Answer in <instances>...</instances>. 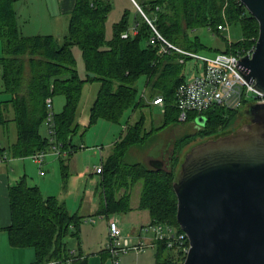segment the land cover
Wrapping results in <instances>:
<instances>
[{
  "label": "trees",
  "instance_id": "1",
  "mask_svg": "<svg viewBox=\"0 0 264 264\" xmlns=\"http://www.w3.org/2000/svg\"><path fill=\"white\" fill-rule=\"evenodd\" d=\"M138 4L156 28L170 41L182 48L198 52L206 45L191 31L207 26L215 33L237 24L242 29L238 42H227L218 52L246 54L259 36V22L241 0H141ZM111 0H77L69 17L65 34L24 35L17 23L14 0H0V56L4 92L10 97L0 100V125L16 126L17 137L8 147H0V156L8 149L13 157H27L58 144L68 154L80 149L73 135L81 123L78 110L84 86L99 82L100 86L90 107L85 128L100 119L120 123L125 112L151 105L139 96L138 81L146 77L145 86L150 98L162 95L164 99L162 123L157 128L180 124L176 106V89L186 80L183 55L177 51L160 53V44L150 43L154 29L140 14L130 22L131 11L126 9L114 23L113 35L107 38L106 23L112 10ZM136 32H132V27ZM128 33V36H123ZM82 51L85 75L78 69L73 47ZM95 73L90 76L89 73ZM63 96L61 109L56 111L53 98ZM53 100V136L42 133L49 114L47 99ZM155 105V104H153ZM240 111L224 108L189 113L206 116L204 126L193 134H186L174 144L171 161L160 169L125 160L128 151L142 144L153 130L144 132L146 116L127 125L102 160L101 188L104 203L101 213L107 216L132 210L130 190L142 184L141 208H147L151 222L178 226V199L173 188L182 157L192 141L215 135L229 127ZM153 128V129H157ZM51 137L54 141H51ZM192 138V139H191ZM65 158H61L63 163ZM66 166L64 175L66 176ZM10 223L6 226L12 246H32L36 252L34 264L59 260L66 264H88L89 255L81 246L83 215L72 213L65 201L56 195H44L38 185H30L22 176L9 188ZM77 237L79 249H70L67 238ZM168 247L167 242H156L159 264H174L184 258ZM103 262L111 254L101 252Z\"/></svg>",
  "mask_w": 264,
  "mask_h": 264
},
{
  "label": "water",
  "instance_id": "2",
  "mask_svg": "<svg viewBox=\"0 0 264 264\" xmlns=\"http://www.w3.org/2000/svg\"><path fill=\"white\" fill-rule=\"evenodd\" d=\"M241 2L259 36L238 68L264 93V0ZM234 121L235 128L196 140L180 162L177 222L190 242L182 264H264V100L246 102ZM149 165L165 161L153 157Z\"/></svg>",
  "mask_w": 264,
  "mask_h": 264
},
{
  "label": "rangeland",
  "instance_id": "3",
  "mask_svg": "<svg viewBox=\"0 0 264 264\" xmlns=\"http://www.w3.org/2000/svg\"><path fill=\"white\" fill-rule=\"evenodd\" d=\"M112 1V10L108 15L107 23H106V35L107 38H111L113 35V26L114 23L119 21L122 17L124 11L129 9L131 11L130 22L133 24L135 18L137 16L140 17L142 12L135 8L136 4L134 0H111ZM141 1V0H138ZM137 7V6H136ZM26 7H24L25 9ZM26 11H29L28 9ZM143 15V14H142ZM66 32H64L65 34ZM192 38L195 36L199 37L201 42L206 45L205 48L200 49L198 52L202 55L212 57L219 53L217 51L218 48H224L227 42H238L242 38V29L237 24L227 25L220 33H215L207 26H200L191 31ZM74 53L77 58V67L80 70L81 74L85 75L84 68V60L82 56V51L78 46L73 47ZM202 62L196 60L195 58H189L185 65V74L186 78L190 79L194 74L198 72V69L201 68ZM1 83L2 79L0 77ZM146 77L142 76L138 81L139 87V96H143L148 102H151L152 98H150L148 90L145 86ZM99 82H91L84 86L82 99L80 102L79 110H78V121L81 123L78 131L73 135V142L80 145L82 148L77 150L74 154L77 156L78 165L76 167L77 172H72V168L69 167V173L63 177L60 161L61 158H65V156L59 155L54 152L51 147L47 148L48 152L43 158L42 163H39L32 157L37 163L33 165V169L29 172V176L26 177L27 181L30 185L36 184L38 181V176L43 173H46L47 176H50L51 179V189L53 193L51 195H57V193L66 194V191H69L68 194V208L72 209V203L75 205H83L81 213H92L96 218V223H89V227H87V223L83 222L81 225V246L82 248H87L88 243L90 245L95 246L94 250L99 251L100 253L106 249V238L107 236V215L101 216L99 215V202L100 199H103L104 195L101 188V174L99 172L94 171V173H88L87 176L83 173V167H86L87 170L96 169L97 166L102 164V160L106 157L113 145V141H116L120 134L125 129L127 122L131 123L135 122L137 119L141 117V115H145V131L153 130L150 134L147 135L145 141L142 144H138L133 146L128 153L126 154L125 160L130 163L140 162L149 165V160L153 157L159 158L163 154L167 152V150H172L174 144L178 145L179 142L184 135L193 134L200 130L204 126V122L206 120V116L199 115L198 117L195 114H189L188 119L185 122H181L180 124H171L165 127L157 128L162 123V109L159 106L144 105L142 107H138L137 109H129L125 112L124 116L121 119L120 123H114L111 121L100 119L96 124L89 128H85V124L89 120V112L90 107L96 97L97 91L99 89ZM9 97L10 95L7 94ZM3 95H0V100L3 99ZM54 108L56 111L62 108V101H64L63 96H55L53 98ZM243 109V108H241ZM193 113V112H190ZM199 113V112H195ZM199 120V121H198ZM202 122H201V121ZM157 128V129H153ZM42 133L45 135H49L48 125L45 123L42 126ZM0 139L5 140L4 143L8 144L7 141L11 144L14 140L15 128L10 129L8 132L1 133ZM13 136V138H12ZM192 139V138H191ZM195 142V141H194ZM192 141V144L194 143ZM105 145V149L103 151V158H101L100 151L98 146ZM188 148V147H187ZM9 151V150H8ZM36 154V153H35ZM68 155V154H67ZM29 158V156H27ZM23 158V157H22ZM26 158V157H25ZM30 161V160H29ZM51 162L52 164L46 167V164ZM44 166V168H43ZM55 167V173L53 172V168ZM51 168L52 170L47 172V168ZM41 170V173H40ZM53 172V173H52ZM68 176V177H67ZM61 183V184H60ZM61 191V192H59ZM61 195V194H60ZM94 195L95 199H92L91 196ZM141 195H142V184L138 182L134 185L130 190V203L132 205V210L125 213L113 214L112 216L117 217L120 220V225L123 230V234L131 238L133 243L137 242L139 239V235L137 232H132L134 224L141 225L142 223H147L149 219H152L150 211L147 208H141ZM94 200L95 202V210L89 209L90 202ZM92 206V205H91ZM92 210V211H91ZM72 211V210H71ZM132 211V212H131ZM131 212V213H130ZM76 213V212H72ZM142 214H149V218H143ZM89 216L88 217H93ZM84 218V217H83ZM91 220V218H89ZM109 221V220H108ZM168 223V222H167ZM150 224V223H149ZM147 224V225H149ZM147 225L139 226L138 228L142 230L141 234L143 236H147L148 231L146 230ZM109 232V230H108ZM0 233L2 235V239L0 240L1 249L4 244L6 246V242L8 240L7 232L4 228H0ZM152 236V232H149ZM150 236V237H151ZM154 236V234H153ZM152 236V238H153ZM145 239V238H144ZM67 243L70 249H79V240L77 237H68ZM89 247V246H88ZM25 248H29L34 251V255L36 256L35 248L32 246H28ZM146 250L153 249L151 246L145 248ZM144 249V250H145ZM177 252L176 249H172ZM134 252L135 250H130L125 253H121L120 255V263L121 258L124 254L129 252ZM101 256V255H100ZM27 264H33L30 260H26ZM106 261H109L110 264H113V258L108 257Z\"/></svg>",
  "mask_w": 264,
  "mask_h": 264
},
{
  "label": "built area",
  "instance_id": "4",
  "mask_svg": "<svg viewBox=\"0 0 264 264\" xmlns=\"http://www.w3.org/2000/svg\"><path fill=\"white\" fill-rule=\"evenodd\" d=\"M136 5L142 11L143 16L150 23L154 29V35L150 37V43L160 44V53L166 54L172 51H177L183 54L180 57V62H185L186 57L195 58L202 62L201 68L190 79H187L180 83L176 89V106L179 109V120L185 122L188 119L190 112H204L211 109H217L219 107L224 108L227 111H238L244 107V104L251 100H264V93L257 90L254 85L248 81L242 72L238 68V62L242 52L233 54H227L219 52L216 55L209 57L200 54L199 52L191 51L180 47L166 38L154 25L152 20L144 12L141 6ZM226 28V27H224ZM132 32H136V28L132 27ZM123 36L127 37L128 33H124ZM255 46V45H254ZM254 46L247 52L250 53L254 49ZM151 102L156 105H164V99L162 95H158L152 98ZM49 107V114L46 124L48 125L49 135L53 136V100L47 99ZM51 141L54 138L51 137ZM51 149L59 155L66 156L67 150H63L58 144L51 146ZM48 152L41 150L33 155L34 159L39 163H42L43 158ZM102 165L96 167L97 172L102 171ZM43 173V171H42ZM109 241L106 245V250L111 254L113 258V264H120V255L130 250L137 252L144 250L147 247V242L139 238L137 242L132 241L131 238L123 234L119 220L113 216L108 221ZM147 231L154 234V243L157 241H165L171 249H176L179 255L184 259L189 251L190 242L185 231L178 226L170 223H154L149 224L146 227ZM183 260L180 259L178 263L182 264ZM47 264H66L59 260H52Z\"/></svg>",
  "mask_w": 264,
  "mask_h": 264
},
{
  "label": "crops",
  "instance_id": "5",
  "mask_svg": "<svg viewBox=\"0 0 264 264\" xmlns=\"http://www.w3.org/2000/svg\"><path fill=\"white\" fill-rule=\"evenodd\" d=\"M77 0H14L15 9L17 12V23L20 27V30L24 35H37V34H52V35H58L62 36L64 32L67 31L68 23H69V17L71 12L74 10L76 6ZM134 3H138L137 0H134ZM24 7H26L24 9ZM29 11H26V10ZM3 54V44L2 40L0 39V56ZM0 77L2 79V68L0 67ZM91 83V82H88ZM86 83V85L88 84ZM85 85V86H86ZM4 83L2 80H0V95H3V99L6 100L9 98L7 95L8 93L4 92ZM63 105V100H61ZM159 106L163 111V105H156ZM15 128V135L17 137V130L16 126L13 122L9 124V126H1L0 125V132L5 133L8 132L10 129ZM1 136V134H0ZM16 137H14V142L16 140ZM13 138V136H12ZM5 140L0 139V147H8L10 141H7L4 143ZM115 141H113L114 144ZM83 147V146H82ZM80 146V148H82ZM98 149L100 151L101 158H103V151L105 149V145L98 146ZM79 150V149H78ZM75 153V152H74ZM68 154L65 156V161L60 163V168L64 175V168L66 166L67 173H69V167L72 168V172H77L76 167L78 165L77 162V156L76 154ZM30 160V161H29ZM38 163L29 156L28 157H13L11 155V152L6 149L3 154L0 156V228H4L6 230V226L10 223V207H9V188L10 185L16 183L22 176H29V172L33 169V165ZM51 162H48L46 164V167L51 165ZM44 168V166H43ZM53 168V166H52ZM83 173L85 176L90 172L91 174L94 173L96 170L95 168L93 170H87L86 167H83ZM53 172L55 173V167L53 168ZM51 171L52 169L49 167L47 168V172ZM52 172V173H53ZM97 172V171H96ZM41 173V170H40ZM68 177V176H67ZM51 179L50 176H47L46 173H41V175L38 176V181H36V184L38 185L44 195L48 196L53 193L51 189ZM61 184V183H60ZM61 192V191H59ZM61 194V195H60ZM68 194L69 191H66V194L57 193L58 197L65 201L68 206ZM92 199L94 198V195L91 196ZM91 205L89 204V209L95 210V202L92 200ZM103 199H100L99 202V215L102 217L105 216L103 213H101V209L103 207ZM83 208V205H75V203H72V209H70L71 212H76L80 215H83V222L87 223V227H89V223H96V218L93 216L92 213H81V210ZM91 210V211H92ZM132 212V211H131ZM130 212V213H131ZM93 216V217H88ZM143 218L148 219L149 214H142ZM110 217H113L112 215L108 217V220ZM91 218V220L89 219ZM117 218V217H116ZM108 220H107V238L105 240L106 245L109 241V232H108ZM120 222V220H119ZM151 222V219L148 220L147 223L134 224L132 232H137L139 235V238L144 239L147 242V247L151 246L150 244L154 243V240L150 234H148L150 231H148L147 236H143L141 234L142 230H140L139 226L147 225ZM121 223V222H120ZM7 232V230H6ZM8 236V232H7ZM151 236V237H150ZM154 237V236H153ZM0 240L2 239V235L0 233ZM139 240V239H138ZM105 245V246H106ZM89 246V247H88ZM95 246L90 245L88 243L87 248H83L84 252L89 255V262L88 264H110L109 261L103 262L102 255L99 251L94 250ZM153 249L150 250H142V251H132L129 253H126L121 258L120 264H159L157 261L156 256V243L155 245L151 246ZM77 252L76 249L72 250ZM26 260H30L33 264L36 262V256L34 255V251L25 248V247H18V246H12L9 242V236L8 240L6 242V246L4 244L3 248L1 249L0 245V264H27Z\"/></svg>",
  "mask_w": 264,
  "mask_h": 264
},
{
  "label": "flooded vegetation",
  "instance_id": "6",
  "mask_svg": "<svg viewBox=\"0 0 264 264\" xmlns=\"http://www.w3.org/2000/svg\"><path fill=\"white\" fill-rule=\"evenodd\" d=\"M236 126H237V121H234V122H232V124L229 127H227L226 129L220 130V132L224 131V130L233 129ZM200 129H201V127H200ZM172 155H173V150L168 149L167 152L160 157V158L164 159L165 166L167 165L168 162L171 161Z\"/></svg>",
  "mask_w": 264,
  "mask_h": 264
}]
</instances>
